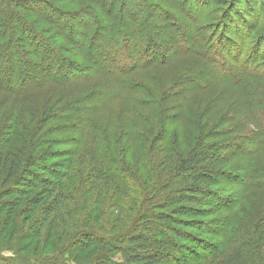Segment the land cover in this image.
<instances>
[{"label": "trees", "instance_id": "obj_1", "mask_svg": "<svg viewBox=\"0 0 264 264\" xmlns=\"http://www.w3.org/2000/svg\"><path fill=\"white\" fill-rule=\"evenodd\" d=\"M58 1L0 0V216L11 207L0 233L16 214L40 223L35 239L49 221L62 239L77 230L53 257L19 262L115 264L106 254L121 253L124 264H264V73L257 68L264 44L248 42L264 31V0H220L211 11L212 0H186L188 9L172 1L169 10L164 0ZM177 8L188 20L172 21ZM208 13L218 16L206 24L215 31L207 38L197 25ZM173 29L180 32L168 39ZM243 90L242 102L225 108L224 92ZM207 93L218 94L194 110L191 98ZM206 110L215 124L209 131ZM186 120L201 133L189 153L174 155L166 177L168 161L155 167L154 153L127 165L134 148L167 152L169 132ZM70 178L76 182L68 188ZM138 186L151 209L142 208L120 236L84 228L81 213L59 218L75 191L126 198ZM26 193L35 195L21 208L5 202ZM141 215L155 224L137 226ZM181 224L200 238L174 227Z\"/></svg>", "mask_w": 264, "mask_h": 264}, {"label": "rangeland", "instance_id": "obj_2", "mask_svg": "<svg viewBox=\"0 0 264 264\" xmlns=\"http://www.w3.org/2000/svg\"><path fill=\"white\" fill-rule=\"evenodd\" d=\"M50 1L54 2V0H50ZM55 1H58V0H55ZM131 1L132 0H130V2ZM146 1L157 5V4H160V2L163 0H146ZM167 1L170 2L169 5L167 4V7H166L167 10H169L168 9L169 7L172 8L171 7V6H173L172 1H175V3H176V1L179 3L181 2V4H183L184 7H187V9L189 8L188 5L185 4L186 0H164V2H166V3H167ZM219 1L220 0H212L210 11L214 10L218 6ZM161 3L164 4L163 2H161ZM240 3H242V2H240ZM57 4H59L58 6L66 8L68 10H70L71 8L72 9L73 8L78 9V8L83 7V6H79L77 8L76 7H68V6H66L65 3H61L59 1L57 2ZM183 6H182V8H183ZM128 7H131V6L128 5ZM176 7H178V6L176 5ZM208 15L209 16L206 19H203L197 25L199 27V29H200V27L202 28L201 33H204L206 35V37L208 36L209 33L214 34V32H215L214 30L206 27V24L209 26L214 24L216 22V19L218 16L217 14H214V13L212 15L208 13ZM172 17H174V19H172V21L176 20V18L183 20V21L188 20L187 16L184 13H182V10H180V8L173 9ZM214 19H215V21H214ZM167 22H170V21H167ZM183 26H184L183 23H180L178 28H183ZM179 32L180 31H178L177 29H175V30L173 29V31L167 30L166 35L168 36V39H169V37L173 38V35L175 33L179 34ZM192 33L195 34L196 30L194 29L192 31ZM159 34H160V32H158V36H159ZM163 34H165V33L162 32L161 36ZM257 34L254 35L255 38L253 36H251V38L249 39L248 42L254 43V42H256L257 38H261V42H263L262 43V45H263L264 44V31H261ZM217 35L218 34H216V37L214 38L215 40L213 41L216 45H217L216 39L218 37ZM162 39H163V37H162ZM168 39L162 40L164 42H160V43L163 45V43L167 44L166 42H171ZM207 42H208V40H207ZM261 48H262V50L260 51V55H263V58H264V49H263L264 46H262ZM187 62L188 61H186V63ZM229 62L230 61L228 60L227 63H229ZM189 63H190L189 64L190 66L195 65L194 60L192 62L190 61ZM257 64H258L257 68H259V70L264 73V60H261L259 58ZM233 66H237V65H233ZM175 73H176V71L173 73L170 72L171 75H169V76L172 77ZM263 84L264 83H260V86L262 87V90L264 91V85ZM251 87H253V86H251ZM254 88H256V87H254ZM214 89H220V88L216 87ZM257 89H259V88H257ZM244 91L245 90L238 91V92L232 91L234 93L224 92V94L227 98V101L225 102V104H226L225 108H227V106L229 105L230 102L233 103V102H236L237 100L239 101V104H240V101L242 102L241 98H244ZM214 92H219V91L217 90ZM249 93H251V92L249 91ZM217 94L218 93H207V94L193 96V98H191V99H193L194 101L192 102L191 107L194 108V110H195L197 108V106L195 104H197L201 108H203L205 106L203 103V99L205 98V100H208V99H211L213 97L216 98ZM212 105H213V103H212ZM168 107H172V106L169 105ZM209 108H211V107H209ZM189 110H190V108L187 106L186 111L184 113V118L185 117L189 118V115H190ZM207 112L208 111L206 110L205 115L207 117H204V119H203L204 126L207 127V128H204L205 131H209L215 125L213 123V121H212V123L210 122V120H213V119H211V117L209 119V114L208 115L206 114ZM222 112H224L223 109H222ZM222 112H221V114H222ZM195 113L193 112V116H195L194 115ZM216 115L217 114L214 113V119L217 117ZM194 118L195 117L192 118L193 120H190L191 123L195 122ZM198 119L199 118L196 117V122L198 121ZM191 123H189V121H187V120L184 121V123H182V122L177 123L178 125H176L174 127L173 131H171V133L169 132V134L167 136V141L169 140L168 142H170V143L167 146V152H164V153L157 155L158 151H154L152 149V147H151L150 152L148 149L149 147H147L145 149L134 148L131 150V153L128 154V157H130L131 160L129 162H127L128 163L127 165L130 167L132 166V168H135V167H137L136 165L138 164V159L141 158L142 154H144L145 156H148V154L154 153V157H152L151 159H152L153 163L155 162V164H156L155 167H157V166L161 167V165L166 160L168 161L167 162L168 170L164 174V176L166 177L167 173L172 170V168H171L172 164L176 162V161H174L175 159L172 160V158H174V155L178 154V153H184L186 155L187 153H189L190 148L195 143V139L193 140L194 136L195 135L197 136V134L201 133V131L199 130L200 127H197V126L195 127ZM112 125L115 126V121H112ZM115 131L117 132V130H115ZM135 144L137 146L139 145V143H137V142H135ZM158 144L163 145V143H158ZM191 144H192V146H191ZM161 145H159V146H161ZM262 160H264V153H263V159ZM169 161H171V162H169ZM129 163H131V164H129ZM158 170L161 171L160 168H158ZM135 171H137V169H135ZM140 171H142V170H140ZM143 172H145V168L143 169ZM138 173H139V169H138ZM75 182H76L75 178L68 179L67 180L68 188H69L70 183L75 184ZM73 186H75V185H71L70 187H73ZM232 187L233 186H231V188H230L231 190H232ZM134 189H136L137 191ZM127 191H130V193H129L128 197H126V198L124 197L126 195H123L119 192L117 194L113 195V191H109L107 189L105 191L103 189L100 190V195H102V197H95V189H91L89 191L87 190V193H85V194H80V192H79L78 195L75 191L72 193V200H71V203H70L68 210L66 209V211L61 212V215L59 216V218L63 217L64 219L69 220L68 217H65V213H67V212H68L67 214L69 216H74V218H75V219H70V220H79L80 218H82V216L85 218L87 217L88 220L86 219V221H85L86 226L84 228H86L87 226L89 227L91 224H93L96 227V229H94L95 230L94 232H97L100 235L102 234L104 236H107L106 234L109 233V234L115 235L116 237L120 236V233L125 232L129 226L134 224L133 216L138 214L142 208H144V210L146 207L151 209L149 204H146V203L142 204V201L140 199V197L142 195H144V188H141V190H140V187L138 186L136 188H129ZM140 191H142L141 195H139ZM132 192H136V193H132ZM23 195H17V197L12 196V197H10V199H6L5 202L11 203V200H12V202H16V203L19 202L20 207H18V208H21V206H24L26 204V201L30 197L34 196L35 193H32V194L26 193V197H24ZM93 208H96L95 212L92 210ZM9 210H11V207L7 208L5 214L1 215L0 218L2 216H5L4 218H6L8 216L7 211H9ZM89 210H92L91 214H90V212H88ZM71 211L74 212L73 215H70V213H72ZM79 213H81L82 216H79L78 215ZM85 218H83V220ZM143 218L144 217H142V215H141L140 218L138 219V221L136 222L137 226L139 224H141L142 221L145 222V224H147L148 226L150 224H152V225L155 224L154 222L151 223L150 221H148L146 219L142 220ZM178 218L181 220H197L196 218L187 219L186 216H179ZM204 218H207V217H203V219ZM14 219L11 218V225H9L6 230H3V232L0 233V264H21V262L25 261V259H30L33 261V260H35V258L37 259V257H40V256H44L43 259H45L47 256L53 257L59 249L63 248L64 246H68V243L74 238L75 235H77V233L75 232V231H77L76 229H74L73 231H72V229L71 230L67 229V230H65L67 235L62 239V236H63L62 233H60L58 231V229L55 228L53 226V224H51V221H49L46 224L45 229L41 232L42 238L40 240L35 239L31 236H33V233L35 234V231H36V229L39 228L40 223H36V221L32 220L29 216L24 217V216H19L18 214L15 215ZM95 219L97 220L96 222H94ZM208 220H210V219H206V221H208ZM174 227L181 228L185 231L187 230L188 232L195 233L196 234L195 237L200 238V237H198V232H196L195 230H193L191 228L189 229V228L183 227L182 224L176 225V226L174 225ZM1 230H2V228L0 226V231ZM136 232H142L143 233V231L140 227H138V230ZM168 232L171 233L170 230H168ZM123 234L125 237L126 234L125 233H123ZM70 237H71V239L69 240ZM121 238L122 239L120 241L123 242L125 240V238H123V237H121ZM204 238H206V240H210L209 237H204ZM67 240H69V242L64 244ZM183 244H184V246H188V247L191 246L190 248L194 247V245H192L190 242L183 243ZM128 246H131V245H128ZM181 248L183 249L184 247H181ZM100 250H103V248H101ZM154 250H157V248L151 249V250H149V252H153ZM160 250H163V249H160ZM164 250H166L169 253L171 252V253L177 254L176 251H172L170 248L168 249L165 247ZM184 251H181V252H184ZM142 252H148V251H142ZM106 253H107V251H106ZM106 253H104V255ZM75 255L76 254H73V256H75ZM94 255H95V253L93 251L92 255H90L89 257L92 258ZM106 255H108V257H107L108 260L110 258V260H111L110 262H113L115 264L127 263L125 256L121 253H117V254L116 253H109ZM81 258L82 257H80L79 260ZM209 260H211V259H209ZM19 261H21V262H19ZM209 262H211V261H209ZM22 264H25V263H22ZM73 264H75V263H73ZM207 264H209V263H207Z\"/></svg>", "mask_w": 264, "mask_h": 264}]
</instances>
